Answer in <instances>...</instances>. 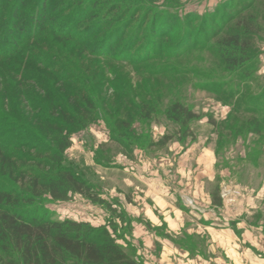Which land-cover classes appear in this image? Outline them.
<instances>
[{
    "label": "rangeland",
    "instance_id": "374dc122",
    "mask_svg": "<svg viewBox=\"0 0 264 264\" xmlns=\"http://www.w3.org/2000/svg\"><path fill=\"white\" fill-rule=\"evenodd\" d=\"M116 2L98 3L101 6ZM131 11L139 14L140 23L149 19L129 59L149 55L150 60L137 66L91 60V71L97 74L95 79L90 78V84L96 86L93 96L102 91L109 99L108 105L101 106L97 121L72 136V146L65 155L66 164L73 165L94 184L111 208L75 196L68 202L46 197L24 211L32 215L36 209L40 217L88 222L95 227L116 224L119 244L135 252L142 264L158 262L156 257L151 258L148 247L134 243L139 236L136 226L142 223L146 233L153 235L156 254L162 250V242L167 241L191 258L208 254L214 243L202 226L205 216L210 215L219 219L222 229L231 227L238 236L248 231L264 238V0H139ZM101 23L97 19L89 25ZM137 24L128 32V39L135 36ZM248 30L252 31V62L231 74L219 42L230 34ZM46 37L51 42L42 44L40 51L46 55L51 50L55 53L53 46L62 44L55 43L48 34ZM101 64L105 65L99 68ZM103 79L105 83H101ZM225 97L232 102H225ZM144 102L155 109L147 121L139 116ZM176 102L198 114L199 119L191 127L194 138L180 140L177 128L166 119V109ZM251 102L261 104L257 113L245 111ZM209 117L219 124L225 122L224 134L209 123ZM115 120L120 121V130H126L121 124L124 122L143 137L131 154L110 141V128L118 126ZM164 136H170L171 141L159 146ZM108 160L112 162L107 163ZM153 169L159 177L163 176L161 180L168 188L166 197L187 219L179 233L170 231L165 223L153 227L144 212H135L142 211L146 203L139 205L135 201H142L143 195L141 199L136 196L134 188H142ZM0 183L12 186L2 179ZM217 191L222 200L219 207L213 204ZM152 207L156 216L166 218L162 210ZM237 224L243 227L236 230Z\"/></svg>",
    "mask_w": 264,
    "mask_h": 264
},
{
    "label": "trees",
    "instance_id": "16d2710c",
    "mask_svg": "<svg viewBox=\"0 0 264 264\" xmlns=\"http://www.w3.org/2000/svg\"><path fill=\"white\" fill-rule=\"evenodd\" d=\"M64 1L0 0V179L12 184L0 183V264H142L135 252L119 244L116 224L95 227L88 222L40 217L36 209L32 215L24 211L46 197L68 202L81 196L111 208L94 184L66 164L65 155L72 136L97 121L101 106L108 105L102 91L100 97L93 96L96 86L90 84V78L97 74L91 71V60L131 66L150 60L149 55L129 59L149 19L140 23L139 14L131 11L139 0L101 6L99 0ZM97 19L102 23L89 25ZM138 22L135 36L128 39V32ZM165 24H169L167 20ZM251 33L230 34L219 42L231 74L252 62ZM46 34L62 44L53 46L55 53L40 51L51 42ZM224 100L232 102L229 97ZM147 105L144 102L139 109L144 121L155 112ZM259 109L261 104L256 102L245 111L257 113ZM165 116L177 128L180 140L194 138L191 127L199 116L192 108L176 102ZM208 121L224 134L225 122L219 124L211 117ZM121 124L125 131L119 125L110 126V141L131 154L143 137ZM170 141V136H164L158 145ZM213 204L222 205L218 191Z\"/></svg>",
    "mask_w": 264,
    "mask_h": 264
},
{
    "label": "crops",
    "instance_id": "0c3cea01",
    "mask_svg": "<svg viewBox=\"0 0 264 264\" xmlns=\"http://www.w3.org/2000/svg\"><path fill=\"white\" fill-rule=\"evenodd\" d=\"M150 173L151 177L155 179L146 176V181L141 184L142 188H134L133 192L136 196L141 199L143 195L142 201L138 199L135 201L139 205L146 203V207L142 211L135 210V212L137 215H143L144 212L145 219L153 227L161 226L165 223L170 231L179 233L182 228H185L187 219L183 217L182 210H178L174 202H172L173 200L171 201L169 197H166L168 188L164 181L161 180L163 176L159 177L158 173L155 174V169L150 171ZM207 200V203H210V199L208 198ZM153 205H155V209L162 210V215H167L166 218L162 219V217L156 216ZM205 217L204 226L202 227L206 229L205 232H207L214 243L213 249L205 256L191 258L189 253L171 245L168 241H161L163 244L162 250L159 254H156L158 247L154 244L153 235L150 232L146 233L143 223L136 226L139 236L134 239V243L138 241L142 248L148 247L150 249L149 252L152 254L151 258L156 257L158 260L156 264H264L263 236L252 234L248 231H245L244 236H238L231 230V227L227 230L222 229L223 226L217 223L219 219L215 220L211 215ZM176 227L178 231H176ZM242 227L241 224H237L236 230ZM156 240L160 242V239ZM247 244H249L250 249Z\"/></svg>",
    "mask_w": 264,
    "mask_h": 264
}]
</instances>
